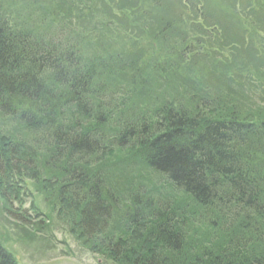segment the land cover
<instances>
[{"label":"trees","instance_id":"16d2710c","mask_svg":"<svg viewBox=\"0 0 264 264\" xmlns=\"http://www.w3.org/2000/svg\"><path fill=\"white\" fill-rule=\"evenodd\" d=\"M36 1L0 0V194L21 202L30 196V179L55 188L54 197L66 204L59 216L72 219L81 206V238L100 241L121 264H264L258 247L264 244V95L219 104L208 116L165 99L149 122H134L116 109L133 100L131 83L145 72L129 57L132 47L100 27L92 33L104 40L92 50L80 46L97 39L69 27L52 0L38 5L35 26L17 24V5ZM70 6L76 8L75 0ZM43 11L53 12L60 28H44ZM162 23L163 40L181 27ZM169 55L156 67L168 69ZM105 73L110 83L101 79ZM249 105L255 109L247 111ZM115 149L139 152L152 174L204 207L200 216L209 224L229 217L217 233L224 243L189 228L185 211L169 194H156L151 176H129L123 160L112 163ZM0 264H16L1 245Z\"/></svg>","mask_w":264,"mask_h":264},{"label":"rangeland","instance_id":"374dc122","mask_svg":"<svg viewBox=\"0 0 264 264\" xmlns=\"http://www.w3.org/2000/svg\"><path fill=\"white\" fill-rule=\"evenodd\" d=\"M28 1L19 0V3ZM52 1L68 18L69 27H75L82 34L93 35L97 39L94 45H88L93 42L85 41L80 46L84 45L92 50L99 41L104 40V36L92 33L99 26V22L100 30L106 29L105 32L112 37L124 38L122 47H132L129 57L139 65V72L142 68L145 72L142 78H137L136 84L131 83L133 100L129 105L116 109L126 111V115L132 116L134 122H149L150 118L153 119L155 109L165 99H171L176 103L174 106L181 105L194 111L193 114L199 112L207 116L211 113L210 107L217 106L218 103L221 106L230 103L236 105L237 101L249 100L248 96L255 97L256 100V73H253L249 63H235L234 60H252L250 46L252 43L257 45V39L264 36V30H259L260 26H257L264 0H161L160 6L163 10L182 11L176 22L181 26L180 29L176 33L167 31L165 40L160 34L165 23L161 24L158 20L160 11L155 10L157 0H92L95 10L90 9L91 0H84L86 4L83 10L80 9L83 2H78L79 8L76 5V8H71L69 2L73 0ZM47 3L46 0H39L30 5V8L18 4L16 8L21 12L14 15L16 23L26 22L35 26L41 20L33 15L41 11L35 10L39 4ZM152 3L155 4L154 7H151ZM190 3L200 6L201 12L195 13ZM184 4L187 5V11H184ZM6 6L10 9L16 5L7 2ZM146 9L153 12L147 14ZM88 12L90 17L87 16ZM43 15L48 18L44 21V28L47 30L54 32V27L58 29L62 25L53 12L43 11ZM12 28L16 31L18 29L14 26ZM164 50L170 52L169 63L173 65L162 71L161 67L156 66H163L164 63L156 62L161 60ZM177 51L178 54H175ZM178 57H182V62L177 60ZM241 70H244L243 74ZM107 73L101 79L110 83L105 78ZM254 109V105L247 106V111ZM111 122L118 123L116 115ZM40 153L38 150V154ZM119 160L128 165L125 171L129 176L140 171L143 176H151V183L156 185L155 191L159 192L156 194H169L178 208L185 211L184 222L189 228L197 229L199 233L208 232L209 236L216 235V244L224 243L225 236L220 238L217 233L223 232L222 225L224 221L229 222V217H220L215 226L209 224V219L204 220L200 216L204 207L172 187L168 181L152 174L140 155L126 149H115L112 163H118ZM144 185L146 189L149 186L145 181ZM27 187L30 196H27L24 204V209H27L23 213L24 221L7 215L0 200V244L11 253L18 264H121L111 257L105 245L100 251H95L90 245L85 248V244L91 242L86 243L81 238L74 219L59 216V207L66 204L54 197L55 188L44 189L31 179L28 180ZM206 218H214V215ZM209 240L210 238L206 241ZM258 247L264 249V244L259 243Z\"/></svg>","mask_w":264,"mask_h":264},{"label":"bare ground","instance_id":"6f19581e","mask_svg":"<svg viewBox=\"0 0 264 264\" xmlns=\"http://www.w3.org/2000/svg\"><path fill=\"white\" fill-rule=\"evenodd\" d=\"M160 3H161V0H157L156 1V8L155 10H158L160 11V15L158 16V20L161 21V22H168V21H171L173 22L172 24L176 23L177 22V19L179 18L180 14H181V10L180 11H170V10H163L162 7L160 6ZM155 4L152 3L151 4V7H154ZM190 7L191 9L194 10L195 13H198V11L196 10V7L193 6L192 4H190ZM30 8V7H28ZM184 11H187V5L184 4ZM146 12L147 14H150L152 13L153 11L152 10H147L146 9ZM156 23V22H154ZM146 28L148 29V26H146ZM139 152L137 153V156H139ZM141 172V171H140ZM138 173V172H137ZM146 188V187H145ZM149 188V186H147V189ZM8 193V192H7ZM8 199H9V202L8 203L7 199L5 197H3L1 194H0V200L2 201V205H3V210L4 212L17 219L18 221L21 220L20 217H16L14 216L13 213L17 214V212L20 213H26L27 212V209H24V204L26 203V200L27 199H24L23 201L19 202V199H14V195H9L8 196ZM17 204V205H16ZM81 206L77 207V209L75 210V214H74V221H75V224L80 226L81 225L83 226L82 222H81V219H80V214H79V210H80ZM22 215V214H21ZM91 243H88V244H85V248L88 247V245H90L95 251H100L102 250L103 248V243H101L100 241H97V240H93V241H90ZM1 245V244H0ZM2 246V245H1ZM3 247V246H2ZM4 248V247H3Z\"/></svg>","mask_w":264,"mask_h":264}]
</instances>
